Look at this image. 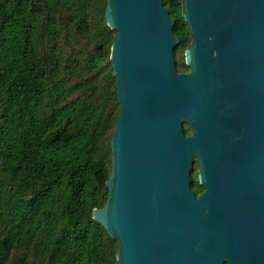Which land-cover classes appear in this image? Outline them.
Returning <instances> with one entry per match:
<instances>
[{
  "label": "water",
  "instance_id": "obj_1",
  "mask_svg": "<svg viewBox=\"0 0 264 264\" xmlns=\"http://www.w3.org/2000/svg\"><path fill=\"white\" fill-rule=\"evenodd\" d=\"M165 1L182 6L190 73ZM105 21L120 113L93 219L118 242L117 264H264V0H107ZM246 92L262 111L243 135Z\"/></svg>",
  "mask_w": 264,
  "mask_h": 264
},
{
  "label": "trees",
  "instance_id": "obj_2",
  "mask_svg": "<svg viewBox=\"0 0 264 264\" xmlns=\"http://www.w3.org/2000/svg\"><path fill=\"white\" fill-rule=\"evenodd\" d=\"M164 4L187 72L182 6ZM106 7L0 0V264H117L118 242L93 219L120 113Z\"/></svg>",
  "mask_w": 264,
  "mask_h": 264
},
{
  "label": "flooded vegetation",
  "instance_id": "obj_3",
  "mask_svg": "<svg viewBox=\"0 0 264 264\" xmlns=\"http://www.w3.org/2000/svg\"><path fill=\"white\" fill-rule=\"evenodd\" d=\"M191 42H192V39L189 36V41L184 48V59H185V51L190 46ZM180 44H181V41H180ZM186 73H190V69ZM261 111L262 109H261L258 98H256V100L254 101H251V99L248 96V93L246 92L243 97L241 106H240V115H242V121L240 124H241V132L243 135L254 134L258 132ZM230 115L234 116V104L231 103L230 99L228 98V99H224L221 102V117L227 120L228 116ZM262 115H263L262 122H263V127H264V106H263ZM185 133L188 138L193 135L189 125H185ZM199 170H200V166L196 164L195 170L192 173V180H193L192 189L195 192L197 197L205 192V188L199 184V180H198ZM197 181H198L199 187L201 188V192L199 193H197L195 190V185Z\"/></svg>",
  "mask_w": 264,
  "mask_h": 264
}]
</instances>
